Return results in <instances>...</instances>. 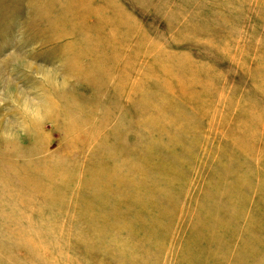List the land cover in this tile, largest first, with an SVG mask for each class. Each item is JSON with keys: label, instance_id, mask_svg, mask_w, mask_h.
I'll list each match as a JSON object with an SVG mask.
<instances>
[{"label": "rangeland", "instance_id": "rangeland-1", "mask_svg": "<svg viewBox=\"0 0 264 264\" xmlns=\"http://www.w3.org/2000/svg\"><path fill=\"white\" fill-rule=\"evenodd\" d=\"M260 242L264 0H0V264Z\"/></svg>", "mask_w": 264, "mask_h": 264}, {"label": "crops", "instance_id": "crops-1", "mask_svg": "<svg viewBox=\"0 0 264 264\" xmlns=\"http://www.w3.org/2000/svg\"><path fill=\"white\" fill-rule=\"evenodd\" d=\"M244 246L242 245L241 257L238 260V264H264V243L260 242L257 246L253 244L252 248L254 247L256 252L249 255L247 254V247L249 246H245V249Z\"/></svg>", "mask_w": 264, "mask_h": 264}]
</instances>
